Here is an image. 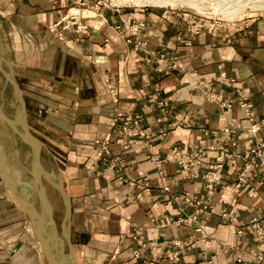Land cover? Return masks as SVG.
Here are the masks:
<instances>
[{
	"label": "crops",
	"instance_id": "0c3cea01",
	"mask_svg": "<svg viewBox=\"0 0 264 264\" xmlns=\"http://www.w3.org/2000/svg\"><path fill=\"white\" fill-rule=\"evenodd\" d=\"M87 3L85 10L71 7L73 0H0V56L22 92L41 165L69 198L71 250L62 236L63 197L43 180L60 198L53 204L46 190L60 219L63 264H72L71 257L73 264H237L239 257L253 263L249 251H264V242H255L251 231L237 237L220 213L232 209L242 228L262 217L264 181L252 178L236 191L238 159L225 161L223 183L213 190L205 189L203 172L223 148L242 152L264 141V19L214 29L171 9L94 10L93 0ZM133 21L145 24L138 33L128 29ZM171 57L177 65L168 69ZM0 74L3 90L13 92ZM153 94L166 105L154 102ZM242 98L252 104V122L239 106ZM136 116L132 135L117 132ZM252 124L259 129L252 131ZM5 132V167L27 180L19 174L24 166L3 148ZM231 139L236 146L227 143ZM173 147L201 149L203 158L182 171ZM184 193L200 201L197 214ZM174 251L178 260H169ZM0 264H47L27 213L1 178Z\"/></svg>",
	"mask_w": 264,
	"mask_h": 264
},
{
	"label": "built area",
	"instance_id": "2783aa9c",
	"mask_svg": "<svg viewBox=\"0 0 264 264\" xmlns=\"http://www.w3.org/2000/svg\"><path fill=\"white\" fill-rule=\"evenodd\" d=\"M74 4L77 6V8L81 9H87V0H74ZM94 10L98 8V6H94ZM110 8L114 9L115 11L120 10V6L115 4H110ZM72 17L70 19H73V14L71 13ZM61 21H58L55 26L59 25ZM144 22L142 21H133L129 26L128 29L134 33H138L143 27ZM68 26V22H66V25L63 26V28H66ZM80 28V26H78ZM82 30L87 29V25L81 26ZM138 46H144L145 42H137ZM146 60V59H145ZM147 61H150L147 58ZM176 63V59L174 57L169 58L168 60V69L173 68ZM109 91L111 93V97L113 101H117V97L115 95L114 89L112 87L109 88ZM208 97L211 100H214L216 96L213 94H208ZM151 99L156 102L159 106L165 105L166 102L162 99H159L157 94H153L151 96ZM239 106L241 109H243L244 117L248 121L252 122L254 119V112L252 109V104L249 102L247 98H242L239 101ZM229 108L230 105H227ZM121 118V113H117L114 117V120L112 122L113 126L116 124L117 120ZM139 120V117L136 116L133 118H130L129 120H126L123 122L122 127L117 132L132 135V124L136 125ZM259 129V126L256 124L251 125V130H257ZM230 147L236 146V141L234 139H231L227 142ZM228 147H225L222 149L221 153L215 158L214 163L210 166V168L203 172V178H204V186L207 190H213L215 187L221 185L223 183V179L225 176L224 171V164L225 161H232L235 159L240 160V163H242V167L240 166L239 172H237L236 177V183L234 186V189L238 191L243 186H248L251 184V178L259 177L264 181V141L258 142L255 145L249 147L248 149L242 151V152H236V150H229ZM173 158L177 162V164L181 167L182 171H188L189 169H193L196 165H198L202 158H203V151L201 149L193 151L192 153H182L179 147H173ZM249 171L251 178L248 179V177L245 175V173ZM184 202L189 205L195 207V213L197 214L200 207V201L192 199V197L185 193L184 195ZM220 217L222 220H224L233 230V233L237 237L243 236V234L246 231H251L254 235L255 242H264V215L262 217H252L250 219V222L245 227H239L235 225L236 221V215L235 212L232 209L223 208ZM195 218V217H193ZM207 242H205L206 244ZM146 243H142V245H145ZM175 245L183 247L187 245V243H180L178 241L174 242ZM193 247V244H188L186 248ZM250 255L254 258V263L251 264H263L264 263V255L256 252L255 249H251L249 251ZM134 258H139V252L137 250H134L133 252ZM167 258L172 261L178 260V252L174 251L168 254ZM237 264H247L245 261H243L242 257H239L236 259ZM206 264H210V262H206Z\"/></svg>",
	"mask_w": 264,
	"mask_h": 264
},
{
	"label": "water",
	"instance_id": "95a60500",
	"mask_svg": "<svg viewBox=\"0 0 264 264\" xmlns=\"http://www.w3.org/2000/svg\"><path fill=\"white\" fill-rule=\"evenodd\" d=\"M0 72L5 79L12 85L14 94V105L21 106L22 118H11L1 111L0 119L11 127L15 138L20 143L28 146L31 158L33 161V168L29 172L35 186L36 192L33 195V187L28 180L20 181L11 175L5 167L2 156L0 154V178L16 201L22 206L28 215L34 236L40 245L41 251L47 261V264H63V257L61 254L62 241L60 239L56 221L54 219L53 208L47 198L43 180L51 183L62 195L65 209V221H67L62 230L63 239L71 250L69 217H70V203L69 198L61 188L58 181H53L51 176L44 171L40 161L41 144L35 136L30 132L26 120V108L22 92L19 85L11 72L8 63L0 56ZM17 187L25 188V196L23 197ZM32 187V188H31ZM32 200V201H31ZM32 204H35L33 206ZM72 253V252H71ZM73 257L71 263L73 264ZM65 263V262H64Z\"/></svg>",
	"mask_w": 264,
	"mask_h": 264
},
{
	"label": "rangeland",
	"instance_id": "374dc122",
	"mask_svg": "<svg viewBox=\"0 0 264 264\" xmlns=\"http://www.w3.org/2000/svg\"><path fill=\"white\" fill-rule=\"evenodd\" d=\"M93 4L94 6L97 5L99 7H107V8H110L109 7L110 4L111 5L115 4V5L120 6L121 8L145 7L148 9L149 8L171 9L179 13L187 14L190 20H194V21L201 20V22L205 21L207 22L208 28L210 26L211 28H214V29L224 28L227 25L241 23L246 20L264 19V0H179V2L177 1L176 4H171V5L170 4H152V3L148 4V2H146L145 0H140V1L139 0H93ZM71 7L77 8V6L74 4V0H73V4ZM87 9L89 8L87 7ZM71 12H73L74 14H73V19H70V20L74 21L76 20L74 16L77 15L76 14L77 11L72 10ZM87 13L89 15H93L92 12H88V11L85 12V15H87ZM58 21H61V20H58ZM62 29H66V28H63L62 26ZM60 39L63 40L62 38ZM3 83H4V79L0 74V105L1 106L4 105V107L3 106L2 107L5 110V112L11 115L14 110L13 92H12L11 87L9 86H7V88L3 90ZM3 123L4 122L0 119V133L3 131H6L5 133L7 134V135L5 133L3 134L4 138L6 137V141L3 143V146H4L3 148H5L6 153L9 155V157L13 161H15L16 163L20 161L23 167L24 164L22 160L24 156L19 155L20 156L19 157L17 155V151L19 150L23 155H25L29 151V148L27 146L21 145L20 142H17L15 138L12 137L10 130L8 128H4ZM172 157H173V153H172ZM19 174L23 176V178L25 177L29 178L30 176L28 175L27 171L23 169L21 172L19 171ZM192 175L193 173H191V176ZM245 175L248 177L246 173ZM46 190L53 204L55 205L59 204L60 198L58 196L57 191L48 185H47ZM57 207L59 209V206ZM55 221L56 223H59L60 219H56ZM256 252H259L264 255V251L260 252L256 250Z\"/></svg>",
	"mask_w": 264,
	"mask_h": 264
},
{
	"label": "bare ground",
	"instance_id": "6f19581e",
	"mask_svg": "<svg viewBox=\"0 0 264 264\" xmlns=\"http://www.w3.org/2000/svg\"><path fill=\"white\" fill-rule=\"evenodd\" d=\"M140 1V0H139ZM146 2H148V4L150 3H152V4H176V2L178 1L179 2V0H145ZM138 2V1H137ZM138 4V3H137ZM256 8V7H255ZM9 104V103H8ZM11 104H13V103H11ZM3 107H4V105H2ZM3 107H1L0 106V108H1V111L3 112V113H5V115H7V116H9V117H11V118H16V119H20V118H22V115H21V106L20 105H14V110H13V113L11 114V115H9L8 113H6L5 112V110L3 109ZM18 138H15V140L17 141V142H19L18 140H17ZM15 141V142H16ZM17 155L19 156H24V158H23V160H22V162H23V164H24V169H26V171L29 173V172H31V170H32V168H33V161H32V158H31V154H30V151H28L25 155H23L19 150L17 151ZM19 156V157H20ZM53 172V171H52ZM53 175H54V173H53ZM57 177V176H56ZM26 180V179H25ZM28 181H29V184L33 187V181H32V178L31 177H29L28 179H27ZM31 187V188H32ZM21 188V190H19V192L20 193H23L22 191H25L26 189L25 188H22V187H20ZM33 190V195H35V190H36V188H35V186L33 187V189H31V191ZM32 201V200H31ZM33 206H35V204H32ZM65 259V258H64ZM65 261V260H64ZM69 261V260H68Z\"/></svg>",
	"mask_w": 264,
	"mask_h": 264
}]
</instances>
